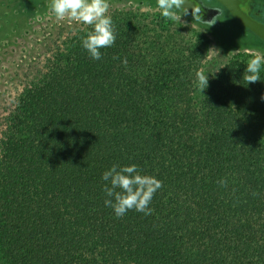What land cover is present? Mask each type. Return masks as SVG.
Wrapping results in <instances>:
<instances>
[{"label":"trees","instance_id":"trees-1","mask_svg":"<svg viewBox=\"0 0 264 264\" xmlns=\"http://www.w3.org/2000/svg\"><path fill=\"white\" fill-rule=\"evenodd\" d=\"M108 15L100 60L82 25L2 117L0 264H264V67L248 84L237 54L201 93L202 35L160 13ZM114 164L162 182L151 215L105 206Z\"/></svg>","mask_w":264,"mask_h":264},{"label":"rangeland","instance_id":"rangeland-1","mask_svg":"<svg viewBox=\"0 0 264 264\" xmlns=\"http://www.w3.org/2000/svg\"><path fill=\"white\" fill-rule=\"evenodd\" d=\"M43 1L0 0V128L2 117L12 106L16 94L41 67L48 52L65 35L83 25L67 19L57 21L48 7L41 8ZM109 4L108 13L113 10L160 13L156 0H109ZM178 15L181 19L175 23L179 29L202 35L207 43L203 69L207 76L220 70L237 54L250 59L257 54L264 56V44L227 16L205 24Z\"/></svg>","mask_w":264,"mask_h":264},{"label":"clouds","instance_id":"clouds-1","mask_svg":"<svg viewBox=\"0 0 264 264\" xmlns=\"http://www.w3.org/2000/svg\"><path fill=\"white\" fill-rule=\"evenodd\" d=\"M156 3L165 20L175 22L181 19L175 9H180L184 0H156ZM47 7L57 21L67 19L92 27L81 40L83 49L91 59L100 60L102 58L100 49L114 45L116 33L112 18L108 15L109 0H48ZM198 12H201L199 7L192 10V15ZM188 14V9L185 8L184 15ZM122 63L127 65V59L125 58ZM262 65L264 56L255 55L248 61L245 69L247 75H244L243 79L248 84L260 81ZM195 76L193 84L202 93L208 87V76L203 71H197ZM102 179L108 182L103 189L106 196L104 204L113 209L117 218H122L129 210L145 215L152 214L149 205L154 194L162 187L160 180L150 175H142L135 164L122 167L114 164L103 173ZM218 184L226 187L227 180L221 179Z\"/></svg>","mask_w":264,"mask_h":264},{"label":"flooded vegetation","instance_id":"flooded-vegetation-1","mask_svg":"<svg viewBox=\"0 0 264 264\" xmlns=\"http://www.w3.org/2000/svg\"><path fill=\"white\" fill-rule=\"evenodd\" d=\"M24 2V0H20ZM31 1V0H30ZM197 3L204 8L205 10L212 11L210 14L206 15L205 11H201L200 13L193 14V15H186L187 18H190L191 20L198 21L199 23H208L212 20L219 19L220 17L227 16L229 19L232 20V22L239 26L241 29H244L249 34H251L255 39L259 40L264 44V42L260 39H258L255 35H253L249 30L246 28L240 26L237 24L233 18L229 15L227 10L218 2L215 0H196ZM238 3V8L249 18L253 19L255 22L264 24V0H236ZM19 2V3H22ZM48 1L44 0L43 5L41 8L47 7ZM19 5V4H18ZM23 8V5H21V9ZM177 10V9H176ZM49 11V10H48ZM178 11V10H177ZM179 12V11H178ZM1 13V11H0ZM31 11L29 12V14ZM180 13V12H179ZM33 14V11H32ZM182 14V13H180ZM185 16L184 14H182ZM196 15V17H195ZM30 17V16H28ZM204 19V20H202Z\"/></svg>","mask_w":264,"mask_h":264},{"label":"water","instance_id":"water-1","mask_svg":"<svg viewBox=\"0 0 264 264\" xmlns=\"http://www.w3.org/2000/svg\"><path fill=\"white\" fill-rule=\"evenodd\" d=\"M221 4L233 18V20L240 26L249 30L258 39L264 42V24L255 22L253 19L247 17L239 8L236 0H215ZM199 7L201 11H205L206 15L210 14L212 11L205 10L202 8L196 0H184L180 9H177L180 13L184 14V9L187 8L189 14L192 15V10ZM200 13V12H198ZM197 14V13H196ZM196 17V15H195ZM204 20V19H202Z\"/></svg>","mask_w":264,"mask_h":264}]
</instances>
